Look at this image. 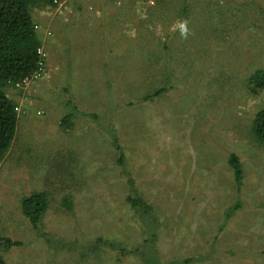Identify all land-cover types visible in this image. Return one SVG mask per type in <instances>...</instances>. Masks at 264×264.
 <instances>
[{
  "label": "rangeland",
  "instance_id": "1",
  "mask_svg": "<svg viewBox=\"0 0 264 264\" xmlns=\"http://www.w3.org/2000/svg\"><path fill=\"white\" fill-rule=\"evenodd\" d=\"M147 1L31 6L50 33L43 72L6 89L18 120L0 238L20 243L7 264H264V90L248 87L264 0ZM97 51L102 64L84 58ZM43 191L34 229L20 202Z\"/></svg>",
  "mask_w": 264,
  "mask_h": 264
},
{
  "label": "trees",
  "instance_id": "2",
  "mask_svg": "<svg viewBox=\"0 0 264 264\" xmlns=\"http://www.w3.org/2000/svg\"><path fill=\"white\" fill-rule=\"evenodd\" d=\"M155 1L161 3L163 0ZM54 2L56 0H0V159L4 157L15 138L18 120L16 105L10 99L6 89L18 87L36 78V75L40 70L42 73L44 68V60L37 54V50L43 47L46 31L43 36L35 30V26L39 28V24L33 20L31 6L44 4L52 6ZM147 13L150 19L155 11L149 10ZM94 53L97 56L84 52V58L88 61L99 59L102 64L105 52ZM248 87L252 92L264 90V72L258 71L252 75L249 78ZM164 91L165 88L162 87L146 96L145 99L157 97ZM70 125V116L64 117L61 127L69 129ZM253 133L258 140L264 141V108L255 113ZM228 164L234 179L239 180L242 172L238 157L234 154L229 155ZM48 198V193L43 191L24 196L20 202L22 215L34 229L38 227L41 216L47 209ZM135 204L133 201L131 207L134 208ZM18 246H20L19 242L0 238V252ZM0 264H7L1 255Z\"/></svg>",
  "mask_w": 264,
  "mask_h": 264
},
{
  "label": "built area",
  "instance_id": "3",
  "mask_svg": "<svg viewBox=\"0 0 264 264\" xmlns=\"http://www.w3.org/2000/svg\"><path fill=\"white\" fill-rule=\"evenodd\" d=\"M118 3H119V1H117ZM149 4H153V2L151 1V0H149V1H147ZM37 29V27L35 26V30ZM46 34H49V32L47 33L46 32ZM37 54L41 57V59L43 60V57H44V54H43V52H42V48H40V49H38L37 50ZM39 74H41V70H40V72L36 75V76H38Z\"/></svg>",
  "mask_w": 264,
  "mask_h": 264
},
{
  "label": "crops",
  "instance_id": "4",
  "mask_svg": "<svg viewBox=\"0 0 264 264\" xmlns=\"http://www.w3.org/2000/svg\"><path fill=\"white\" fill-rule=\"evenodd\" d=\"M33 20H34V22H35V23H37V22L35 21V19H34V18H33ZM39 25H40V24H39ZM41 26H42V24H41ZM46 28H47V27H46ZM48 28L50 29V27H49V26H48ZM42 30H43V29H42ZM42 30H41V31H42ZM47 31H48V30H47ZM50 31H51V30H50ZM39 33H40V32H39ZM42 35L44 36V33H43ZM44 40H45V39H44V37H43V41H44Z\"/></svg>",
  "mask_w": 264,
  "mask_h": 264
}]
</instances>
